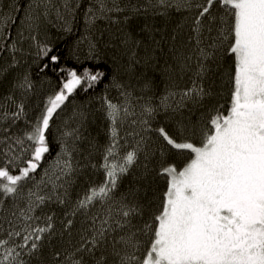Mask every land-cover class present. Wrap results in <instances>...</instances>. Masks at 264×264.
I'll use <instances>...</instances> for the list:
<instances>
[{
	"label": "snow or ice",
	"instance_id": "1",
	"mask_svg": "<svg viewBox=\"0 0 264 264\" xmlns=\"http://www.w3.org/2000/svg\"><path fill=\"white\" fill-rule=\"evenodd\" d=\"M8 9L0 10V264H264V0H28ZM81 23L69 65L50 32L69 35ZM102 49L113 51L107 70ZM33 69L57 77L38 102ZM218 81L229 88L227 106ZM100 85L104 143L89 113L74 109L49 159L67 102ZM98 172L103 179H91Z\"/></svg>",
	"mask_w": 264,
	"mask_h": 264
},
{
	"label": "trees",
	"instance_id": "2",
	"mask_svg": "<svg viewBox=\"0 0 264 264\" xmlns=\"http://www.w3.org/2000/svg\"><path fill=\"white\" fill-rule=\"evenodd\" d=\"M12 4H23L27 5L28 0H0V10H3L7 12L8 5ZM82 3L86 6L88 3V0H82ZM20 17H23V12H21ZM181 17L179 15H174L173 20H179ZM143 21L138 22L135 25L136 31L139 35V38L144 40V43L146 45H149L151 47V40L149 39L148 35L146 33H140L139 28L142 25ZM19 24V21H17V25ZM156 25L158 28L164 26V21L161 19H158L156 21ZM171 27L172 25H168V31L171 32ZM83 31L82 23L79 25L76 30L69 35H65L62 32H59L56 29H52L50 32V36L52 37L53 41L57 45V51L58 53L62 54V62L67 63L69 65L72 64V60L69 58V52L73 48V46L76 44L77 40L80 37V33ZM16 29H12L13 35H15ZM156 39H160V34L156 33ZM163 51L157 50V55H158V64L163 65L165 60L168 59V45H163ZM103 50V49H102ZM106 52L105 60H106V70L109 67H113L111 57L113 55V51L111 49L103 50ZM140 55H144L143 48L139 50ZM118 55V54H117ZM126 58H122L118 61V64L121 65L120 70L118 72V75L121 76L122 79H127V76L123 74V68L122 65L124 63V60ZM228 67V62H225L224 64V69ZM34 71V80L36 82V89H37V96L34 98V102H38V99L42 97L44 94L48 93L50 90L54 89L57 85V77L55 76L54 73L48 72L46 76H41L38 73ZM141 71H143L142 68L139 66L137 67V74H139ZM223 71V70H222ZM111 75V73H110ZM148 76H155L156 79V84H157V90H162L163 88V80L162 77L160 76L159 71L157 70L155 73L151 68L148 69L147 72ZM227 79V77H225ZM133 83H136L135 80L132 81ZM103 85H100L94 90H90L87 94L84 92L80 91L77 94L74 95L70 99L69 102H67V105L64 109V111L61 113L59 117L56 118L55 124L53 126V144H52V153L49 159H52L55 157L56 151H58V148L56 146V142L54 139V135L56 134V131L59 127H61L62 122L66 120L68 117H70L73 114V110H80L83 109L84 111L89 113V121H90V131L94 137H97L99 142L101 144L104 143L105 137H104V121L102 120L101 114L97 111L99 109L100 105L99 102L95 99L96 96L100 95L102 93ZM217 90L221 91V103H225L227 100V94H228V86L225 85L223 89H220V82H217ZM110 96L115 99L117 96V93L115 90H112L110 93ZM225 106L226 103H225ZM94 159L96 161L99 160V156H95ZM44 167H47V162L44 163ZM91 179L95 181H100L103 179L102 173H96L91 176ZM131 180V176L126 177L122 181V189L126 188L129 181ZM83 184V179H81L80 183L74 185L73 190L70 193V198L75 200L77 193L81 191V185ZM159 188L162 191L164 188V183L163 181L159 182Z\"/></svg>",
	"mask_w": 264,
	"mask_h": 264
}]
</instances>
